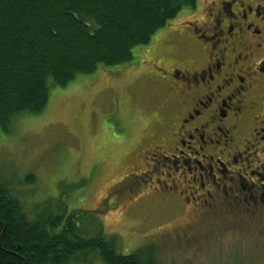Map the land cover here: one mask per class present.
Instances as JSON below:
<instances>
[{"label":"rangeland","instance_id":"1","mask_svg":"<svg viewBox=\"0 0 264 264\" xmlns=\"http://www.w3.org/2000/svg\"><path fill=\"white\" fill-rule=\"evenodd\" d=\"M135 53L126 66L136 64ZM179 53L170 57L180 62ZM147 58L139 59L143 73L113 67L53 88L43 114L19 117L7 132L0 129V182L12 189L31 220L49 204L55 211L81 212L80 235L91 238L103 231L117 240L119 254L153 248L158 264H264V231L247 228L245 217L222 222L201 212L198 218V212H175L150 203L149 189L138 192L135 209L127 208L129 202L122 206L136 185L138 170L132 169L142 166V150L157 136L152 130L163 118L165 90L157 91L147 75L150 65L140 66ZM29 176L35 182L28 183ZM124 176L130 182L111 192ZM82 262L77 264H103L97 254Z\"/></svg>","mask_w":264,"mask_h":264},{"label":"flooded vegetation","instance_id":"2","mask_svg":"<svg viewBox=\"0 0 264 264\" xmlns=\"http://www.w3.org/2000/svg\"><path fill=\"white\" fill-rule=\"evenodd\" d=\"M149 47L124 68L143 73L139 59L148 56L140 66L150 65L147 75L165 90L163 118L122 206L135 209L149 189L150 203L215 221L245 217L247 228L264 231V0H205ZM178 52L180 62L170 57ZM124 177L111 192L130 182Z\"/></svg>","mask_w":264,"mask_h":264},{"label":"trees","instance_id":"3","mask_svg":"<svg viewBox=\"0 0 264 264\" xmlns=\"http://www.w3.org/2000/svg\"><path fill=\"white\" fill-rule=\"evenodd\" d=\"M197 3L0 0V129L7 132L17 118L43 114L53 88L133 63L136 50ZM51 207L31 220L12 189L0 182V264H77L94 254L103 264H158L153 248L123 255L117 240L103 231L82 237L77 223L84 214Z\"/></svg>","mask_w":264,"mask_h":264}]
</instances>
